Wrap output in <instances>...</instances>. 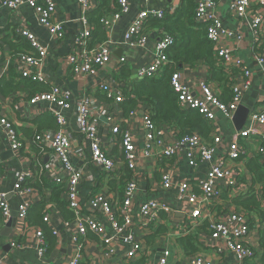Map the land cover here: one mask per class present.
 Instances as JSON below:
<instances>
[{"label":"crops","instance_id":"crops-1","mask_svg":"<svg viewBox=\"0 0 264 264\" xmlns=\"http://www.w3.org/2000/svg\"><path fill=\"white\" fill-rule=\"evenodd\" d=\"M1 1L0 82L9 80L10 69L14 70L15 82L19 83L20 81L15 71L17 59L14 56L16 54L10 49V43L17 45L15 42L18 35H15L16 37L13 36L12 30L15 29L17 31L18 28L26 27L47 50V55L38 69L42 71L45 83L38 84L49 90L51 87L59 88L70 97V108L63 114L67 124L63 131L70 135L72 139L70 158L76 168L83 171V178L79 187L80 199L85 201L90 194L95 193L94 191L97 190L96 186L99 182L103 185L101 190L104 192L108 191L106 189L107 183L111 181V179H106L103 175H100L97 169L93 167L94 165L89 161V145L77 130L76 107L83 99L88 98L91 101L90 115L92 120L97 124L99 135L105 142L104 149L108 152L116 149L117 157L120 156L118 146L114 145V143H118L119 137L114 138L108 132L111 125L116 123L120 125L121 129L128 130L131 133L135 141L138 156H140L135 173L138 187L131 212L135 225L134 230H136L135 234L138 235V240L142 241L143 253L134 259H128L126 254L130 247L121 241L115 246L114 254L106 257L104 256L105 253L100 238L93 233L87 232L81 238L83 262L85 264H157L163 252L168 250L171 254L168 264H188L192 256L202 257L212 264H264V251L260 248L259 242L264 226L254 214L249 215L244 211L247 221L250 223L249 243L255 251L253 259L239 261L234 254L221 246L215 245L209 237L210 224L226 215L229 212V208L242 210L232 205V199L249 193L251 189L258 195L257 197L261 201V208L264 211V190L260 189L263 182L256 183V178L247 167L249 160L255 158L263 165L264 172V161L255 154L256 148L260 145L258 137L248 136L239 139L241 146L245 148V155L236 163H231L228 160L224 163V168L227 170L233 168L238 170L236 185L228 188L225 186L224 181H218L217 189H220L219 192L221 194L219 200L203 204L201 207L202 217L193 224L181 213L183 205L177 198L176 189L164 191L160 188V173L172 170L175 171L172 176L174 183L184 180L195 183L205 178L208 165L201 163L196 167L190 166L185 157L184 150L179 152L177 162L157 160L158 156L155 149H151L150 153L145 154L146 150L149 149L146 147V130L141 119L144 112L142 106H137L136 116L123 118L121 117L122 111L118 109L117 104L112 103L113 101L99 90L100 83L107 81H115L116 84H112L113 88L117 89V84H119L122 90L124 84L121 79L123 76L122 68H126L130 73V78L135 81L137 70L151 63L155 43L161 35L166 34L163 30L158 31L148 25L145 29L146 34L149 36L146 48H130L124 42V34L137 14L143 10H147L149 13L160 10L165 11L166 19L168 16L176 15L182 5L181 0H156L147 5L144 4V0H129L130 12L117 22L112 21L108 27L104 28V39L101 42L109 44L111 60L94 77L74 76L67 63V55L73 48L75 36L83 28L82 14L77 5V0H54L56 4L55 19L64 24V39L62 41L54 40L48 31L37 23L33 11L26 5L22 6L17 12H11L1 6ZM213 2L216 4L215 10L218 13L222 27L233 32L240 31L243 36L242 42L235 45L233 56L243 61L246 68L252 73V78L250 86L242 95L240 106L248 109L250 113L258 111V108L261 106V97L264 95L262 77L264 66L261 67L253 61V53L256 50L254 44L256 41L250 28L252 16L240 21L228 12L231 0H216ZM93 3L95 2L93 1ZM252 10L253 12L264 13V10L256 4L255 0L253 1ZM260 30L264 36V23ZM221 44L222 46L232 47V43H229V45L225 40H222ZM121 58L125 59L124 64H121ZM178 71L182 83L186 87L191 88L196 95H200V84L207 81V84H209L217 97H226L223 85L209 81V68L207 66L201 63L193 67L180 66ZM229 73L231 74L230 80L232 84H242L244 78L239 71L233 69L228 72V75ZM29 93L17 89L15 92L0 96V103L3 106L0 115L7 117L13 124L18 139L22 143V149L19 152L12 151L5 131L0 127V151L2 159V165L0 166L2 174L0 192L7 193L11 211L15 215L20 199L14 193V185L19 175L26 172L40 175V170L46 177H49L50 174L52 154L40 155L36 147L31 145V139L35 133L49 129L53 131V127L57 126L51 114V111L55 107L46 102L31 105L28 98ZM111 115L115 116V118L112 122L108 123L107 118ZM215 116L216 120L212 126L213 134L210 135L209 140L213 136L219 137V142L215 149V160L223 161L227 147L239 131H236L234 128L232 122L233 116L225 117L217 111L215 112ZM249 126L250 120L247 118L242 131H246ZM159 128L162 129L166 138L172 141L175 140L170 126H160ZM58 129L59 127L57 126L56 130ZM2 155L5 156L2 157ZM33 189L34 191H39L35 187ZM196 192L198 193L199 191L196 190ZM40 195L42 197L41 193ZM34 196L38 197L36 194L33 195V198ZM48 196L49 193L46 192V197L48 198ZM46 197L45 200L48 201ZM147 201L162 203L168 206L170 211L159 212L158 217L151 224L140 228L138 226L140 219L137 215L138 208L142 203ZM51 206L53 207L51 208ZM46 208L52 209L49 212L50 224L47 226L57 232V235H54L56 238L54 249L47 253L46 247L45 255L43 257L39 256L36 253L34 244V231L36 227L29 226V229L23 232L20 222L14 218V226L6 228L7 222L12 217L4 221L0 215V263L65 264L70 259L72 254L75 253V247L64 226V223L70 220H64L60 212L51 203L47 202ZM100 221L105 224L107 233H110V227L105 222V219L100 217ZM160 227H164L161 229L165 232L157 235L156 232L161 230L159 229ZM188 235L197 238L199 248L196 254L186 256L180 246L179 239ZM12 241L19 244L18 249L10 247Z\"/></svg>","mask_w":264,"mask_h":264},{"label":"built area","instance_id":"built-area-1","mask_svg":"<svg viewBox=\"0 0 264 264\" xmlns=\"http://www.w3.org/2000/svg\"><path fill=\"white\" fill-rule=\"evenodd\" d=\"M156 0H144L147 5ZM254 0H231L228 6V12L240 21L252 16L250 28L252 30L256 50L253 53V61L259 66H264V36L261 32V26L264 23V13L253 12L252 5ZM256 4L264 10V0H255ZM119 11L113 14L110 19H103L102 25L108 27L111 22H117L123 16L130 12L129 0H117ZM26 5L31 9L36 17L37 23L45 28L50 36L56 41L64 39V24L55 19L56 4L54 0H2L1 6L17 12L22 6ZM77 5L81 11V19L83 28L77 32L74 45L70 53L67 55V63L71 73L74 76L94 77L105 67L111 60V49L108 43L102 42L92 48L89 47L91 42V28L88 25L85 14L91 11L95 5L93 0H77ZM216 4L212 0H197L194 13V20L206 26V37L214 45L215 58L218 64L228 73L235 69L244 78L242 84L233 83L230 86L232 98L228 103H223L217 97L209 84H200V95L186 87L181 80L180 73L175 72L170 80L173 91L177 94L178 106L181 110L196 111L209 125L212 127L215 123V112H219L225 117H232L241 104V98L246 89L251 84L252 73L246 68L242 60L233 56L235 45L243 40L240 31H232L222 27L218 13L215 10ZM165 11H153L151 13L143 10L132 21L131 25L124 34V42L130 48L145 49L149 41L146 34V21L149 17L163 19ZM15 34L24 38L31 45L32 53L15 55L17 64L16 73L22 78L35 83H45L42 71L38 70L44 61L47 50L38 41L35 35L26 27L18 28ZM232 43V47L222 46L221 41ZM174 40L167 35H161L154 46L153 59L147 66L140 67L135 76V80H143L148 78H156L163 69L169 64L167 50L172 47ZM230 45V44H229ZM1 56V53H0ZM124 64L125 59H120ZM229 76L231 74L229 73ZM264 82V72L262 74ZM115 81H107L100 83L99 90L103 92L115 104L123 102L122 90L113 88ZM41 102L49 103L55 109L51 114L59 127L56 131L43 130L34 134L31 139V145L36 147L38 153L44 156L47 153L52 154L50 164L49 181L55 185H64V199L68 209L73 212V219L64 223L71 242L75 247V253L65 264H85L82 257L81 238L87 232L97 235L102 241L104 256L109 257L114 254L117 243L129 245L126 254L128 259H134L143 253L142 241L138 240L135 234L134 221L132 216V208L134 196L138 187L136 177L137 163L140 156L135 145V141L128 130L121 129L119 124H112L108 132L113 137H119L118 151L121 157L112 156L104 149L105 142L99 135L97 124L92 120L90 115L91 101L88 98L83 99L76 107V127L82 135L85 142L89 145L90 162L93 164L99 174L105 175L106 179L116 175L123 167L131 174L129 180L126 181L123 197L119 201L113 193L107 190L104 192L101 188L90 194L85 201L80 199L79 187L83 178L82 169L76 168L73 164L70 153L72 150V139L70 135L65 133L66 121L63 116L64 112L70 108V97L61 89L51 87L48 92L39 93L29 99L31 105ZM261 106L258 111L249 114L250 126L246 131H239L235 135L233 141L227 147L223 161L215 160V149L219 142V137L213 136L211 140L205 141L197 134H186L178 136V131L173 130L175 140H170L164 136L162 129L157 127L150 118L149 112H143L142 122L146 130L145 154L150 153L151 149H155L158 159L165 161H175L179 159V152L184 150L185 157L190 166L196 167L201 163L207 164L208 169L206 176L202 181L192 183L184 180L174 183L172 176L175 171L167 170L160 173V188L164 191L176 189L178 200L183 205L181 213L185 215L191 223H196L202 217L201 207L203 204L211 201H218L220 192L217 189V182L224 181L225 186L230 188L236 185L238 179V170L224 168L225 161L236 163L245 155V148L241 146L239 139L248 136H256L260 145L256 148L255 154L264 161V95L261 97ZM0 103V112L2 110ZM137 111L130 112L128 117L136 116ZM115 116L107 118L108 123L114 120ZM0 127L4 129L6 138L9 142L10 149L19 152L22 149V143L18 139L13 124L5 116L0 115ZM213 134V131L212 133ZM2 165L0 151V166ZM232 171V172H231ZM43 172L40 170V175ZM40 175H34L32 172L21 173L14 185V193L20 199V203L16 212V219L20 222L23 232L29 229L26 221L29 209L42 197L39 191H34L33 180L41 178ZM0 170V179H1ZM48 176V175H47ZM235 176V177H232ZM33 182V184L35 183ZM107 189V188H106ZM264 190V183L261 188ZM196 190L199 192L197 193ZM36 194L38 197L33 198ZM39 194V195H38ZM258 196V195H257ZM53 206H51L52 208ZM45 208L43 223L50 224V211L52 209ZM170 211V208L156 201H147L142 203L138 208L140 228L147 227L158 216L159 212ZM11 207L8 202L7 193L0 192V215L4 221L11 218ZM100 217L105 219L110 227V233H107L105 224L100 221ZM187 219V220H188ZM53 235L57 232L52 228ZM34 244L36 253L43 257L46 252V240L41 228L36 227L34 231ZM209 237L215 245L225 248L236 256L239 261L251 260L255 256V251L249 243L250 226L247 221L246 214L243 210L229 208V212L218 218L214 223L210 224ZM10 247L18 249L19 244L15 241L10 243ZM171 257L170 252L164 251L162 257L157 264H168ZM5 264V263H0ZM188 264H212L202 257L192 256Z\"/></svg>","mask_w":264,"mask_h":264},{"label":"trees","instance_id":"trees-1","mask_svg":"<svg viewBox=\"0 0 264 264\" xmlns=\"http://www.w3.org/2000/svg\"><path fill=\"white\" fill-rule=\"evenodd\" d=\"M93 1L95 2V7L85 14L86 21L91 28L90 48L101 44V41L104 39L105 29L102 25V20L108 19L119 11L117 0ZM196 2L197 0H181L182 5L176 15L168 16L166 19V15L163 19H147L146 26L149 25L158 31L163 30L166 33L165 35L172 37L174 40L173 46L167 50L169 64L158 77L135 81L130 78L129 71L126 68H122L123 76L121 75V79L124 83L122 88L123 102L117 104V107L122 111L121 117L124 118L130 112L136 110L137 106H142L144 112L150 113V118L157 127L170 126L172 129L178 131V136L195 133L203 140L208 141L212 133V127L196 111L181 110L177 102L178 96L170 85L172 75L178 72L180 66L193 67L201 63L209 68V81L223 85L226 97L220 96L219 99L223 103H228L232 98L230 89L232 85L231 76L218 64L215 58L214 46L206 37V26L200 25L194 20ZM12 33L13 36L16 35L15 29L12 30ZM15 43L17 45L10 43V49L16 55H28L33 52L31 45L24 38L17 36ZM13 71V69L9 71V80L0 82V96H5L19 89L26 93L30 92L28 95L30 99L36 94L49 91V89L40 86L38 83L22 79L19 75L20 81L16 83ZM53 129L55 131L57 126L53 127ZM109 154L117 156L116 149L109 152ZM118 157H121V155ZM247 167L256 178V183H264L263 165L258 159H250ZM114 176L109 178L111 181L107 183L106 188L109 193H113L120 201L123 197L126 181L130 179L131 174L122 167ZM103 177L105 178V175ZM30 184H32V187L39 189L42 199L29 209L26 221L29 226L41 228L46 240L47 253H49L56 246V238L52 230L43 223L46 203L54 205L66 221L73 219V212L68 209L64 199V185H55L44 174L34 184L33 182H30ZM102 186L99 182L96 187L99 189ZM46 192L49 193L48 198L46 197ZM45 197L48 201L45 200ZM231 203L235 208L242 209L249 215H256L264 226V211L261 208V201L252 189L247 194L233 198ZM161 228L164 227H160L159 229ZM164 232L161 229L156 234L159 235ZM259 242L260 248L264 251V230L261 232ZM179 243L186 256L198 252L199 243L197 238L192 235L180 238Z\"/></svg>","mask_w":264,"mask_h":264},{"label":"water","instance_id":"water-1","mask_svg":"<svg viewBox=\"0 0 264 264\" xmlns=\"http://www.w3.org/2000/svg\"><path fill=\"white\" fill-rule=\"evenodd\" d=\"M249 114H250V111L248 109H246L245 107H243V106L238 107V109L236 110V112L233 114V117H232V122H233V125H234V128L236 129V131L242 130V128L246 124V121H247ZM4 156L5 155H2V157H4ZM11 217H12V219L7 222L6 228H9L10 226H14V224H15L14 218H16V215L14 213H12Z\"/></svg>","mask_w":264,"mask_h":264}]
</instances>
